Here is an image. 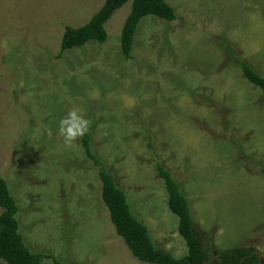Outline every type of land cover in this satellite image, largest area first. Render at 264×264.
<instances>
[{"label":"rangeland","instance_id":"rangeland-1","mask_svg":"<svg viewBox=\"0 0 264 264\" xmlns=\"http://www.w3.org/2000/svg\"><path fill=\"white\" fill-rule=\"evenodd\" d=\"M103 1L0 0V176L23 242L61 264H152L115 233L81 137L66 144L58 133L77 111L156 248L187 252L159 162L209 256L235 246L264 256V92L238 65L264 78V0H164L175 19L142 17L126 59L128 0L105 22L104 42L58 57L65 26L84 24Z\"/></svg>","mask_w":264,"mask_h":264},{"label":"trees","instance_id":"trees-1","mask_svg":"<svg viewBox=\"0 0 264 264\" xmlns=\"http://www.w3.org/2000/svg\"><path fill=\"white\" fill-rule=\"evenodd\" d=\"M128 0H104L101 6L78 27L65 26L60 40L62 52L80 47L87 41L102 43L107 33L105 22L111 15ZM152 15L167 21L175 19L172 6L164 0H131L130 10L124 19L119 36L120 51L124 58L130 57L134 34L142 17ZM264 33V28H263ZM244 77L264 92V78L245 61H238ZM85 156L97 168L101 182L100 198L107 208L110 222L115 233L120 236L137 259L152 264H264V256L258 262L256 255H251L253 247L235 246L212 256L203 248L199 236L194 230L193 219L188 201L179 188V184L172 178L170 172L159 162L155 165L157 176L163 180L167 193L168 209L177 217V232L184 240L187 252L180 258H173L169 253L156 248L149 236L146 226L138 220L131 211L125 192L119 188L113 174L104 162L92 151L90 133L87 131L80 138ZM264 174V165L259 167ZM0 259L7 264H41L44 258H51L54 264H61L49 254L32 252L23 242L19 232L17 220L18 207L11 196L6 181L0 176ZM209 263H204L211 257Z\"/></svg>","mask_w":264,"mask_h":264},{"label":"clouds","instance_id":"clouds-1","mask_svg":"<svg viewBox=\"0 0 264 264\" xmlns=\"http://www.w3.org/2000/svg\"><path fill=\"white\" fill-rule=\"evenodd\" d=\"M89 121L82 113L69 111L58 123V133L66 144H71L88 131Z\"/></svg>","mask_w":264,"mask_h":264},{"label":"water","instance_id":"water-1","mask_svg":"<svg viewBox=\"0 0 264 264\" xmlns=\"http://www.w3.org/2000/svg\"><path fill=\"white\" fill-rule=\"evenodd\" d=\"M256 255L257 256V260H258V262H261V253H260V251L259 250H257V249H253V251L251 252V255ZM214 258H218V257H211L210 259H208V260H206L204 263H209V262H211ZM244 257H242L241 259H240V262L242 261V259H243ZM219 259V258H218ZM240 262H239V264H240ZM218 264H220V263H218Z\"/></svg>","mask_w":264,"mask_h":264}]
</instances>
